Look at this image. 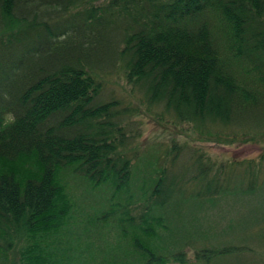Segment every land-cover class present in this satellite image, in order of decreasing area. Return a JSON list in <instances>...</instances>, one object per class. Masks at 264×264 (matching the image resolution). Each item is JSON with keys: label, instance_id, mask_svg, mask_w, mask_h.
<instances>
[{"label": "trees", "instance_id": "1", "mask_svg": "<svg viewBox=\"0 0 264 264\" xmlns=\"http://www.w3.org/2000/svg\"><path fill=\"white\" fill-rule=\"evenodd\" d=\"M111 81L130 87L161 123L219 142L264 141V0H0V264H9L6 252L19 237L12 264L75 260L68 255L75 207L59 179L66 167L96 186L111 183L108 209L88 220L113 219L133 248L97 264H184L182 252L151 245L180 186L204 181L194 197L232 196L229 183L210 185L228 166L249 171L241 195L263 186L264 153L218 171L202 149L179 140L138 147L141 129L131 121L138 111L109 90ZM153 143L160 152L137 219L121 206L132 197L115 198L129 194L136 159ZM221 243L224 254L215 241L186 245L199 263L213 264L238 251L231 240Z\"/></svg>", "mask_w": 264, "mask_h": 264}, {"label": "rangeland", "instance_id": "2", "mask_svg": "<svg viewBox=\"0 0 264 264\" xmlns=\"http://www.w3.org/2000/svg\"><path fill=\"white\" fill-rule=\"evenodd\" d=\"M110 84L109 90H112L118 99H123L124 103H129L138 111L137 116L131 118V121L138 123L136 126L141 129L138 147L155 141H164L169 144L170 141L179 140L180 143L202 149L212 163H217L215 169L218 171L219 169L221 171L218 166L223 162L230 164L234 161L242 162L251 159L258 161L264 153V141L260 138L255 142H244V140L219 142L215 138L198 136L192 130L185 129L186 125L182 128L173 121L161 123L152 115V112L138 103L141 98L137 94L130 93V87L125 86L122 81L118 84L111 81ZM123 86L127 90L123 89ZM127 91L130 96L126 93ZM159 152L160 148L155 147L154 143L151 147L140 151L133 169V178L136 183L134 182L131 186L128 195L121 193L119 197L115 198L117 201L123 199L125 201L128 197H132V202H128V204L126 201L121 202V206H124V210L129 212V216L132 215L137 219L141 216L137 203L140 200V194L145 189L150 190L152 187L153 177L151 175L155 169ZM186 160V157L183 156L178 164L171 166L170 174L166 177L168 183L172 181L171 177L183 167L181 165L187 163ZM190 166L192 165H189V168H191ZM225 172V178L219 181L212 180L210 185L214 189H226V183H229L232 196L224 195L212 198L210 196L212 191L208 189L209 191L203 197H194L195 192L204 191V181H198L195 185L186 188L180 186L182 192L176 187L180 194L173 196V199L170 200V207L165 211L166 228H156L158 238L151 240V245L158 249L165 248L163 251L182 252L183 257L187 259L184 264H198L200 261L195 258L194 251L189 249L186 244L193 243L197 244L194 246L202 247L214 241L222 244L221 242L231 240L233 243L230 244L233 246H227L238 247V251L217 257L213 261L214 263L212 262L213 264H264V173L260 174L263 186L256 187L253 193L247 197L238 191L240 186H248L249 178H251L247 175L249 171L228 166ZM59 179L65 192H68L72 198L73 208L75 207L71 213V219L73 226L75 222L74 231L77 241L72 243L74 249L68 252L69 257L75 258V260L72 259V264H97V260L100 261L101 257L103 262L107 261L112 254L116 253L113 252L116 249L133 250L131 244L120 239L118 231L113 225V219L108 218V221H105L106 218L104 220L98 218L97 221L88 220L90 217H97L98 213H101L102 216V212L108 209V200L113 197L112 191L109 189L110 182L109 187L96 186L75 173L73 166L61 169ZM145 185L147 186L145 187ZM160 197L157 200L164 196ZM78 217L80 221H78ZM20 240L21 237L14 238L12 246L7 250L5 258L7 263L16 262L17 250L23 243ZM174 245L177 248H174ZM224 246L222 244L220 254L226 253L227 248ZM0 248H5L2 241H0ZM88 254L92 260L94 259L92 263L84 262L88 258Z\"/></svg>", "mask_w": 264, "mask_h": 264}]
</instances>
